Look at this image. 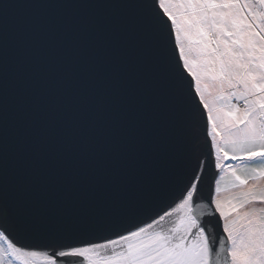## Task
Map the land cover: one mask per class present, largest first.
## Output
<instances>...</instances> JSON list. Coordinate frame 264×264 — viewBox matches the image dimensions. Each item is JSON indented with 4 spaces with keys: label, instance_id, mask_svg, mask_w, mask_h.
<instances>
[{
    "label": "snow or ice",
    "instance_id": "1",
    "mask_svg": "<svg viewBox=\"0 0 264 264\" xmlns=\"http://www.w3.org/2000/svg\"><path fill=\"white\" fill-rule=\"evenodd\" d=\"M0 264H264V0L0 5Z\"/></svg>",
    "mask_w": 264,
    "mask_h": 264
},
{
    "label": "water",
    "instance_id": "2",
    "mask_svg": "<svg viewBox=\"0 0 264 264\" xmlns=\"http://www.w3.org/2000/svg\"><path fill=\"white\" fill-rule=\"evenodd\" d=\"M24 2H29V0H0V5L3 3H9V4H19V3H24ZM21 12L20 9H10V15L16 16ZM195 136H196V141L194 143V151L196 152H208L209 148L208 145L205 144V136L203 131L197 129L195 131ZM210 143V140H209ZM203 203V201H201ZM11 238V237H10Z\"/></svg>",
    "mask_w": 264,
    "mask_h": 264
}]
</instances>
